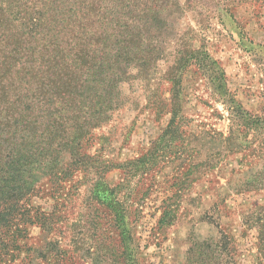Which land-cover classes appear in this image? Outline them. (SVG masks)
<instances>
[{
  "label": "rangeland",
  "instance_id": "obj_1",
  "mask_svg": "<svg viewBox=\"0 0 264 264\" xmlns=\"http://www.w3.org/2000/svg\"><path fill=\"white\" fill-rule=\"evenodd\" d=\"M210 5L206 13L193 2L181 22L186 39L215 63L186 71L174 124L168 92L160 101L152 84L127 85L128 107L94 136L93 152L111 153L109 190L104 182L96 188L106 203L93 200L78 174L62 192L58 220L46 233L30 229L31 251L16 264H256L264 230V0Z\"/></svg>",
  "mask_w": 264,
  "mask_h": 264
},
{
  "label": "trees",
  "instance_id": "obj_2",
  "mask_svg": "<svg viewBox=\"0 0 264 264\" xmlns=\"http://www.w3.org/2000/svg\"><path fill=\"white\" fill-rule=\"evenodd\" d=\"M193 2L213 12L215 0H0V264L24 262L30 229L53 226L78 174L106 203L96 188L109 190L111 153L93 152L94 136L128 107L127 85L152 84L160 101L168 92L174 124L184 74L214 62L181 27Z\"/></svg>",
  "mask_w": 264,
  "mask_h": 264
}]
</instances>
